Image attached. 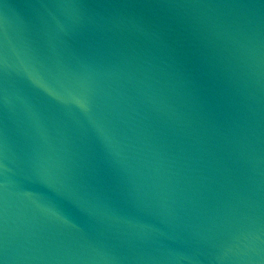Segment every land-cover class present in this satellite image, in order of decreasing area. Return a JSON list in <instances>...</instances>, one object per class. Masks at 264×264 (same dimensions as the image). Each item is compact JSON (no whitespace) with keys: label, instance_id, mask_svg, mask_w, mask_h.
<instances>
[{"label":"water","instance_id":"95a60500","mask_svg":"<svg viewBox=\"0 0 264 264\" xmlns=\"http://www.w3.org/2000/svg\"><path fill=\"white\" fill-rule=\"evenodd\" d=\"M0 264H264V0H0Z\"/></svg>","mask_w":264,"mask_h":264}]
</instances>
